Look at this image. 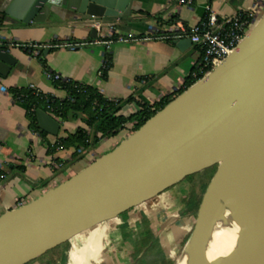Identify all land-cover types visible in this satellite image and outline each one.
Segmentation results:
<instances>
[{"label":"water","instance_id":"95a60500","mask_svg":"<svg viewBox=\"0 0 264 264\" xmlns=\"http://www.w3.org/2000/svg\"><path fill=\"white\" fill-rule=\"evenodd\" d=\"M132 6L133 0H9L3 14L25 24L44 23L51 13L58 17L55 8L90 19H119L130 17ZM175 44L182 50L192 45L190 39ZM16 63L10 50L0 47V78ZM36 114L40 129L58 137L59 121L42 109ZM211 166L217 169L190 239L191 264H264V14L219 66L114 149L1 215L0 264H26L94 221ZM227 184L238 192L240 203L224 208L220 226L206 234ZM216 231L235 240L228 252L210 259Z\"/></svg>","mask_w":264,"mask_h":264},{"label":"crops","instance_id":"0c3cea01","mask_svg":"<svg viewBox=\"0 0 264 264\" xmlns=\"http://www.w3.org/2000/svg\"><path fill=\"white\" fill-rule=\"evenodd\" d=\"M259 1L194 0L188 5L180 0H133L130 17L102 19L104 26L97 31L92 27V18L80 17L63 8H55L59 16L51 13L44 23L25 24L4 16L9 0L4 4L0 0L2 42H88L75 48L62 46L44 56L19 48L9 49L17 63L7 77L0 78V167L5 175L0 180V216L38 198L80 172L127 137L124 130L114 138L101 141L82 159L72 162L73 148L49 151L48 145H54L57 137L46 132L40 135L32 130L27 106L14 99L12 90L34 84L43 94L64 99L66 93L55 87L46 76V70H50L65 79L98 90L107 99L124 101L131 98L132 101L123 107L121 113H134L142 104L152 105L175 95L184 86L193 68L198 66L200 50L194 44L182 50L175 44L176 41L115 43L110 50L112 66L103 78L100 70L108 50L94 41L117 34L142 35L150 25H195L204 18L207 6H211L220 17L233 16L253 11ZM263 12L264 8L258 15V21ZM80 126L83 122L79 119L64 121L58 137L74 134ZM59 161L63 162V166L52 168V164ZM139 203L143 211L154 209L157 205L153 196ZM127 212L129 208L121 214L106 215L69 237V258L64 256L60 264H124L110 255L108 246L112 241L110 231L115 229V225L137 220L131 213L130 216H121Z\"/></svg>","mask_w":264,"mask_h":264},{"label":"rangeland","instance_id":"374dc122","mask_svg":"<svg viewBox=\"0 0 264 264\" xmlns=\"http://www.w3.org/2000/svg\"><path fill=\"white\" fill-rule=\"evenodd\" d=\"M125 132L127 136L133 133L131 124ZM216 169L211 166L196 170L158 191L153 195L157 204L154 209L143 211L140 203L129 207V212L121 216L131 213L137 220L115 225L110 231V255L124 264H177L192 238L203 196ZM68 240L63 239L26 264H60L64 256L69 258Z\"/></svg>","mask_w":264,"mask_h":264},{"label":"trees","instance_id":"16d2710c","mask_svg":"<svg viewBox=\"0 0 264 264\" xmlns=\"http://www.w3.org/2000/svg\"><path fill=\"white\" fill-rule=\"evenodd\" d=\"M3 43L5 44L6 42ZM2 47L7 50L9 49L7 45H3ZM20 49L29 52L27 49ZM52 50L54 49H50V51ZM111 66L112 54L106 53L105 67L101 77H106ZM204 75L205 73L200 70L199 66L193 68L187 77L186 83L175 95L167 96L152 105L142 104L136 112L127 115L122 114L121 111L127 103L132 101L131 98L124 101L107 99L98 90L81 82L68 79L51 81L55 87L66 93L64 99L45 94L36 96L28 88L14 89L12 90V94L16 101L22 102L27 106V114L32 130L38 132L40 135L46 133L38 125L36 112L38 109L48 112L47 106L49 104L63 121L79 119L83 122V126L78 127L74 134L67 137H57L54 145H48L50 152L57 151L59 146L73 148L72 162H74L82 159L87 152L98 147L101 141L118 136L126 129L128 124H134L132 132L138 130L147 120L163 109L176 95L185 91L203 78Z\"/></svg>","mask_w":264,"mask_h":264},{"label":"built area","instance_id":"2783aa9c","mask_svg":"<svg viewBox=\"0 0 264 264\" xmlns=\"http://www.w3.org/2000/svg\"><path fill=\"white\" fill-rule=\"evenodd\" d=\"M194 0H180L182 4L191 5ZM264 8V0H260L253 11L240 12L233 16L220 17L213 10L211 6L206 7V14L204 18L197 24L187 26L181 23L165 24L161 26L150 25L148 31L142 35L134 34H117L110 35L109 38L94 41L97 44H103L107 48L106 53H111V48L115 43H139L149 41H178L183 39H190L201 52V59L198 64L200 70L207 75L209 72L219 66L224 59H226L237 48L243 38L250 32V30L258 22V15ZM92 27L97 31H100L104 24L100 19H92ZM88 42L80 43H20V42H6L5 44L0 41V47L7 45L11 48H24L30 53L38 56H44L50 49H56L59 47L75 48L79 46L87 45ZM8 49V50H9ZM105 67V58L100 74L102 75ZM204 75V76H205ZM46 76L49 80L62 81L63 78L60 74L46 70ZM36 96H40L43 93L38 88L31 84L27 87ZM77 88V86H76ZM48 114L62 124L64 121L57 116L54 108L49 104L47 106ZM133 127V123L131 124ZM38 134V132H35ZM64 149L63 146H59L58 150ZM63 166V162H55L52 164V168L57 169ZM5 175L2 173L0 167V180L4 179Z\"/></svg>","mask_w":264,"mask_h":264},{"label":"bare ground","instance_id":"6f19581e","mask_svg":"<svg viewBox=\"0 0 264 264\" xmlns=\"http://www.w3.org/2000/svg\"><path fill=\"white\" fill-rule=\"evenodd\" d=\"M221 205L216 218L208 220L205 226V233H209L211 230H215L220 226L221 218L223 216L224 208H233L240 203V196L235 188L227 184L222 187L219 193ZM234 236L227 232L216 231L213 236V240L208 250V257L213 259L217 256H221L228 252L234 244ZM194 244L193 240L186 242L181 255L178 258L177 264H191V251Z\"/></svg>","mask_w":264,"mask_h":264}]
</instances>
